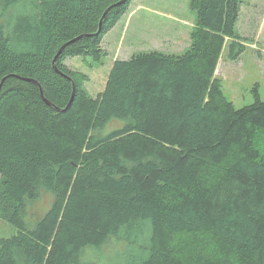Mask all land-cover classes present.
<instances>
[{"label": "trees", "instance_id": "obj_1", "mask_svg": "<svg viewBox=\"0 0 264 264\" xmlns=\"http://www.w3.org/2000/svg\"><path fill=\"white\" fill-rule=\"evenodd\" d=\"M118 2L0 0V264H264V100L235 107L214 76L244 51L242 0H190L187 49L115 58L92 96L65 60L106 55Z\"/></svg>", "mask_w": 264, "mask_h": 264}, {"label": "rangeland", "instance_id": "obj_2", "mask_svg": "<svg viewBox=\"0 0 264 264\" xmlns=\"http://www.w3.org/2000/svg\"><path fill=\"white\" fill-rule=\"evenodd\" d=\"M239 9L235 23L237 33L245 40L244 51L233 60L228 57L225 45L214 74L225 97L235 107L250 104L255 100L254 87L257 88L259 100H264V0H242ZM195 22L196 13L190 6V0H132L129 9L114 29L101 40L106 55L99 60L68 56L65 62L69 68L83 75L85 90L95 96L103 90L110 65L115 58L125 59L134 52L148 50L182 52L189 46V36ZM122 124L123 120L112 118L107 126L105 125L103 133ZM259 144L264 150V141ZM50 200L51 196L42 192L29 204L26 219L33 222L39 218L49 207ZM13 233L14 227L0 219V237ZM203 237L182 234L176 237V242L179 249L187 253L191 247L205 244L207 240ZM113 245L117 247L116 244ZM110 250H113L111 244L103 246L101 260L103 255L111 254Z\"/></svg>", "mask_w": 264, "mask_h": 264}, {"label": "water", "instance_id": "obj_3", "mask_svg": "<svg viewBox=\"0 0 264 264\" xmlns=\"http://www.w3.org/2000/svg\"><path fill=\"white\" fill-rule=\"evenodd\" d=\"M122 2H123V0H119V2L117 4L122 3ZM106 11H107V9H106ZM106 11L102 14V17L100 18L99 26H100V24H101V22L103 20V17H104V14L106 13ZM54 62H55V58L52 60L53 66H54ZM72 97H73V95H72ZM72 97H71L70 101L72 100Z\"/></svg>", "mask_w": 264, "mask_h": 264}, {"label": "crops", "instance_id": "obj_4", "mask_svg": "<svg viewBox=\"0 0 264 264\" xmlns=\"http://www.w3.org/2000/svg\"><path fill=\"white\" fill-rule=\"evenodd\" d=\"M239 13H240V11H239ZM119 20H120V19H119ZM119 20H118V21H119ZM117 23H118V22H117ZM117 23H116V24H117ZM116 24H115L114 26H116ZM123 24H124L123 27H124V29H125V33H126V27H125V26H126V21H125V20H124ZM114 26H113L112 29H114ZM110 30H111V29H110ZM110 30H109V31H110ZM109 31H108L107 33H109ZM111 31H112V30H111ZM107 33H106V34H107ZM125 33H124V34H125ZM106 34H105V35H106ZM105 35H104V36H105ZM103 38H104V37H103Z\"/></svg>", "mask_w": 264, "mask_h": 264}]
</instances>
